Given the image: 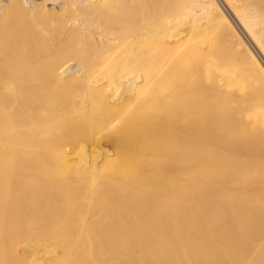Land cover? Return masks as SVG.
Masks as SVG:
<instances>
[{
    "label": "bare ground",
    "instance_id": "1",
    "mask_svg": "<svg viewBox=\"0 0 264 264\" xmlns=\"http://www.w3.org/2000/svg\"><path fill=\"white\" fill-rule=\"evenodd\" d=\"M9 3L0 264H264V0Z\"/></svg>",
    "mask_w": 264,
    "mask_h": 264
},
{
    "label": "rangeland",
    "instance_id": "2",
    "mask_svg": "<svg viewBox=\"0 0 264 264\" xmlns=\"http://www.w3.org/2000/svg\"><path fill=\"white\" fill-rule=\"evenodd\" d=\"M0 2H2V3H4V4H2V3H0V21H2V24H1V22H0V24L2 25V27H1V25H0V27L2 28V29H0V42L5 46V47H7L8 46V49L9 50H13V51H15L16 50V52L18 53L17 55H18V58H19V56L21 57V58H19V60H23L24 59V61L26 60H29V58H32L33 57V54H32V51L34 50V48H35V45L33 46V45H30L29 44V42L30 41H38V44L36 45V46H38L37 47V49H39L40 50V55H43V54H46L47 52H50L51 51V49H52V46H53V43H56L57 41H58V39H57V36H56V33H58L57 31L58 30H55L53 27H51V25L50 24H48L47 22H44V23H40L39 24V26H37V27H32V26H27L26 24V22H27V15L25 14V12H21V10H18L17 8H15L14 6H13V4L12 3H9L11 6H9V7H7L8 6V4H7V2H8V0H5V2L4 1H0ZM4 5V6H3ZM5 7V8H4ZM8 8V9H7ZM16 10H18V11H16ZM4 10H6V11H4ZM9 10H11V11H9ZM16 11V12H13V11ZM23 11V10H22ZM8 12V13H7ZM9 12H11V13H9ZM21 12V13H20ZM7 13V14H6ZM15 13V14H14ZM16 13H19V14H16ZM13 14V15H12ZM21 14H22V16H21ZM24 14V15H23ZM15 15V16H14ZM17 15V16H16ZM20 15V16H19ZM25 15H26V17H25ZM9 16H11V17H13V18H10ZM6 17H7V22H6ZM17 17V18H16ZM20 17V18H19ZM10 18V19H9ZM21 20V22H20V20ZM19 20V22H17ZM25 20V21H24ZM9 22H10V26H8L9 25ZM23 22L25 23V24H23ZM6 25H5V24ZM4 24V25H3ZM235 24V23H234ZM11 25H12V28H11ZM31 25V24H30ZM237 25V24H236ZM4 26V27H3ZM14 26V27H13ZM17 26V27H16ZM22 26V27H21ZM8 27H10L11 28V30L8 28ZM30 27V28H29ZM130 27L131 26H129V27H127V30H128V32H129V30H130ZM3 28H5V29H7L8 28V30H5L4 31V29ZM133 27H131V29H132ZM33 29V31H31ZM241 29V28H240ZM7 31V32H6ZM49 31H51V32H53V33H49ZM131 31V30H130ZM6 34H5V33ZM14 32V33H13ZM20 32V33H19ZM23 33V34H22ZM25 33V34H24ZM46 34H47V37H46ZM12 35V36H11ZM18 35V36H17ZM49 35V36H48ZM50 35H53L52 37H56V39H54V40H56L55 42L54 41H52V39L50 38L51 36ZM55 35V36H54ZM7 36V37H6ZM33 36H34V38L35 39H33ZM12 39H11V38ZM14 38V39H13ZM51 40H50V39ZM2 39V40H1ZM24 39V40H23ZM48 39H49V41H48ZM24 41H26V42H24ZM17 43V44H16ZM25 43V44H24ZM6 44H7V46H6ZM10 44V45H9ZM14 46H15V48H14ZM18 49V50H17ZM45 52V53H44ZM42 53V54H41ZM24 54V55H23ZM35 54V53H34ZM40 55H37V56H40ZM24 57V58H23ZM91 139H93V137H90Z\"/></svg>",
    "mask_w": 264,
    "mask_h": 264
},
{
    "label": "built area",
    "instance_id": "3",
    "mask_svg": "<svg viewBox=\"0 0 264 264\" xmlns=\"http://www.w3.org/2000/svg\"><path fill=\"white\" fill-rule=\"evenodd\" d=\"M0 1H5V0H0ZM35 1H49V0H35Z\"/></svg>",
    "mask_w": 264,
    "mask_h": 264
}]
</instances>
